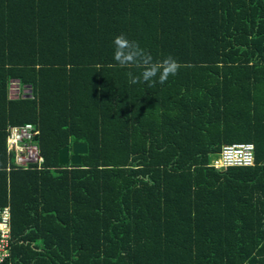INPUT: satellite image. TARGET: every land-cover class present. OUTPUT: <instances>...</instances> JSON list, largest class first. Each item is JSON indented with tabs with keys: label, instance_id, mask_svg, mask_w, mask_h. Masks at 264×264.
<instances>
[{
	"label": "trees",
	"instance_id": "16d2710c",
	"mask_svg": "<svg viewBox=\"0 0 264 264\" xmlns=\"http://www.w3.org/2000/svg\"><path fill=\"white\" fill-rule=\"evenodd\" d=\"M120 34L178 73L129 84ZM27 123L42 161L22 169L6 130ZM240 143L252 167L212 166ZM6 206L2 264H264V0H0Z\"/></svg>",
	"mask_w": 264,
	"mask_h": 264
},
{
	"label": "built area",
	"instance_id": "2783aa9c",
	"mask_svg": "<svg viewBox=\"0 0 264 264\" xmlns=\"http://www.w3.org/2000/svg\"><path fill=\"white\" fill-rule=\"evenodd\" d=\"M6 150L11 155L15 167L29 169L41 165V156L33 139L38 132L32 124L10 126L6 130ZM254 165V145L252 143L232 144L222 147L212 162L216 170L232 167H252ZM10 210L0 207V264L9 257Z\"/></svg>",
	"mask_w": 264,
	"mask_h": 264
},
{
	"label": "clouds",
	"instance_id": "9594fccd",
	"mask_svg": "<svg viewBox=\"0 0 264 264\" xmlns=\"http://www.w3.org/2000/svg\"><path fill=\"white\" fill-rule=\"evenodd\" d=\"M112 43L114 49L112 59L115 63L110 66L139 69L138 72L126 73L128 83L131 85L141 83H150V86L156 83L162 85L181 68L180 63L172 56H167L159 62L154 61L138 42L129 40L124 34L114 37Z\"/></svg>",
	"mask_w": 264,
	"mask_h": 264
},
{
	"label": "water",
	"instance_id": "95a60500",
	"mask_svg": "<svg viewBox=\"0 0 264 264\" xmlns=\"http://www.w3.org/2000/svg\"><path fill=\"white\" fill-rule=\"evenodd\" d=\"M87 145L85 143H72L70 146L63 147L58 152L59 165H78L80 156L86 154Z\"/></svg>",
	"mask_w": 264,
	"mask_h": 264
},
{
	"label": "rangeland",
	"instance_id": "374dc122",
	"mask_svg": "<svg viewBox=\"0 0 264 264\" xmlns=\"http://www.w3.org/2000/svg\"><path fill=\"white\" fill-rule=\"evenodd\" d=\"M13 94H16L15 91H13Z\"/></svg>",
	"mask_w": 264,
	"mask_h": 264
},
{
	"label": "crops",
	"instance_id": "0c3cea01",
	"mask_svg": "<svg viewBox=\"0 0 264 264\" xmlns=\"http://www.w3.org/2000/svg\"><path fill=\"white\" fill-rule=\"evenodd\" d=\"M15 93H16V91H15Z\"/></svg>",
	"mask_w": 264,
	"mask_h": 264
}]
</instances>
